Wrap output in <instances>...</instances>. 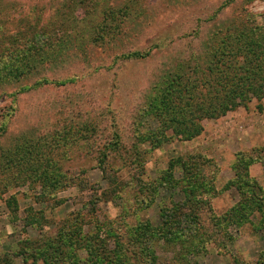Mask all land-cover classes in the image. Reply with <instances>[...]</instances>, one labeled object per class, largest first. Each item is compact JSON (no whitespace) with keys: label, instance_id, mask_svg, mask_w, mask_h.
Wrapping results in <instances>:
<instances>
[{"label":"rangeland","instance_id":"374dc122","mask_svg":"<svg viewBox=\"0 0 264 264\" xmlns=\"http://www.w3.org/2000/svg\"><path fill=\"white\" fill-rule=\"evenodd\" d=\"M28 20L48 37L34 43V28L27 27ZM198 30L200 36L195 34ZM240 30L248 35L264 32V0H0V42L11 43L10 34L19 32V49L33 45L19 57L20 65L31 69L33 53L41 60L35 59L37 63L43 62L42 55L53 59L60 55L67 60V65L59 69L38 67L40 76L49 72V84L25 92L39 78L31 72L10 81L8 95L0 99V126L7 124L0 131V155L15 142L21 143L19 136L27 132L26 136L34 140L51 139L59 145L50 158L62 171L58 190L42 197L45 188L41 183H23V177H18L15 170L7 171L0 160V263L43 264L31 253L25 254L24 246L29 241L55 239L79 216L87 222L85 233L89 235L106 223L125 230L139 220L155 222L168 198L178 200L176 193L162 190L151 209L136 215L134 191L126 187L121 192L122 200H118L94 159L116 131L124 136L128 148L133 146L134 120L139 109L146 106L155 83L163 86L165 62L173 65L174 71L189 74L178 68L175 56L186 60L213 33L220 31L226 37ZM239 46L238 62L245 60L247 49L242 42ZM138 51H151V55L141 60L125 59V55ZM75 77L77 80L72 81ZM14 97L20 100L18 112H14ZM197 123L202 128L197 137L174 139L145 154L143 160L144 178L149 182L159 179L171 160L189 155L201 160L202 173L214 180L217 190L201 222L207 237L204 249L186 256L179 245L173 247L162 241L151 247L165 264H261L264 224L260 214L253 213L242 226L225 228L218 220L245 202L240 190L248 185H231L237 178L232 167L238 153L258 154L259 150L260 157L255 156L261 161L250 167V177L264 187V99L260 102L254 97L248 108L239 107L220 118H204ZM70 125L71 131L65 132ZM88 125L94 126L93 135L90 132L82 137L83 133H77ZM74 131L80 138L77 141ZM66 134L71 145L61 141ZM121 179H128L127 171H122ZM96 194L100 200H96ZM11 197H15V203L9 201ZM111 247L115 248L114 244ZM50 262L68 264L54 259Z\"/></svg>","mask_w":264,"mask_h":264},{"label":"trees","instance_id":"16d2710c","mask_svg":"<svg viewBox=\"0 0 264 264\" xmlns=\"http://www.w3.org/2000/svg\"><path fill=\"white\" fill-rule=\"evenodd\" d=\"M225 6L226 4H223V7ZM26 23H28L27 27L34 28L31 39L34 43L38 44L42 37H48L43 36L35 25H30L31 20ZM47 32L49 33L48 29ZM195 34L200 36V30ZM10 35L11 43L0 42V99L8 95L6 86L10 81L36 72L35 75L39 78L25 92L35 91L44 84L50 83L47 75L49 72L40 76L38 67L43 66L47 70L49 67L52 69L56 66L59 69L67 65V60L60 55L54 59L51 55L50 57L42 55L43 62L37 63L38 57L34 53L33 57L36 60H32L31 69L29 66L20 65L19 57L26 55L33 45L24 46L21 50L17 46L21 34L17 32ZM232 35L222 37L220 31L215 32L211 36L208 35L203 46L195 50L188 59L175 56L174 60H177L178 68L188 70L191 72L189 74L180 73L176 69L174 71V66L166 65L165 62L163 86L155 83L146 97V106L139 109L134 120L131 132L134 135L133 146L128 148L124 136L116 131L114 138L94 159L95 167L99 170L102 179L113 188L112 191L118 200H122L121 192L126 187L134 191L138 204V208L135 209L136 215L139 211L151 209L162 190L164 193H176L179 199L168 198L169 202L160 206L155 222L139 220L134 226L127 225L125 230L117 228L113 223H106L89 235L85 233L87 222L79 216L74 221H70L55 239L29 241L24 246L25 254L31 253L36 260H42L43 264H52L50 259L65 261L68 264H165L151 247L152 244L163 241L173 247L179 245L186 256L198 254L204 249V238L207 237H204L206 234L203 233L201 222L207 212V205L217 194V190L214 180L202 173L201 160L194 155L171 160L162 176L156 181L149 182L144 178L146 162L143 156L171 143L174 139H194L202 130L197 123L198 120L217 119L239 107L248 108L249 102L254 97L260 102L264 99V32L256 35L253 32L248 35L245 30H240ZM240 42L244 44V49L246 46L247 49L245 60L238 62L242 49L239 46ZM208 45H213L215 48L211 50ZM51 53L53 55V52ZM150 55L151 51H138L124 57L127 60H141ZM213 58H216V61ZM203 60L205 64L202 63ZM231 73L235 76L230 77ZM75 80L77 77L72 81ZM64 84L60 86L65 87ZM19 102L20 100L14 97V112H18V106L21 107ZM6 127V122L2 123L0 131L2 132ZM70 128L71 125L65 132L71 131ZM82 129L79 128L77 132L83 133L82 137L90 132L93 135L96 131L94 126L89 125ZM26 133L19 136L18 140H22L21 143L17 141L8 149L5 148L6 155L1 154L0 160L4 162L7 171L15 170L18 177H23V183L28 181L41 183L45 188L41 196L48 197L58 190L62 175L59 164L50 158L59 145L51 139L34 140L33 136H26ZM77 133L74 135L76 141L80 139ZM61 141L70 142L71 145L68 134ZM1 150L3 148L0 144ZM256 153L258 154L249 152L237 154V160L232 167L237 178L231 182V185L247 184L248 186L240 190L245 202L219 218L218 221L225 228L236 224L244 225L253 213H259L264 224V187L250 177V167L260 160L255 156H259V150H256ZM123 170L127 171V180L121 179ZM70 184L74 185L72 182ZM95 198L100 200L101 197L96 194ZM9 201L15 203L16 199L11 197ZM112 244L115 248L111 247ZM82 253L86 255L81 257ZM262 256L264 257V253ZM261 264H264V261Z\"/></svg>","mask_w":264,"mask_h":264}]
</instances>
